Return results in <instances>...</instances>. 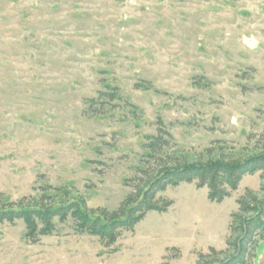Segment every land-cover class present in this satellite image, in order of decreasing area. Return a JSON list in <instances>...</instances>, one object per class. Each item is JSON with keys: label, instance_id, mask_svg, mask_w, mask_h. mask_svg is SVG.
Listing matches in <instances>:
<instances>
[{"label": "rangeland", "instance_id": "1", "mask_svg": "<svg viewBox=\"0 0 264 264\" xmlns=\"http://www.w3.org/2000/svg\"><path fill=\"white\" fill-rule=\"evenodd\" d=\"M114 88L121 99L102 95ZM161 123L172 159L264 150V0H0V201L52 187L115 211ZM262 182L246 176L222 203L194 183L169 187L168 211L110 248L72 218L37 244L23 221L0 222V264H197L228 249L238 201L263 197ZM249 264H264V240Z\"/></svg>", "mask_w": 264, "mask_h": 264}, {"label": "trees", "instance_id": "2", "mask_svg": "<svg viewBox=\"0 0 264 264\" xmlns=\"http://www.w3.org/2000/svg\"><path fill=\"white\" fill-rule=\"evenodd\" d=\"M118 88L102 93L112 101L121 99ZM89 109L97 105L95 98L87 100ZM171 135L160 124L158 135L149 138L146 145L150 166L140 169L142 177L134 184L131 193L115 210H90L79 200L69 199L61 188L46 189L39 199L18 202L0 201V222L15 224L23 221L26 238L37 244L42 237L52 235L57 220L65 222L72 218L76 230L82 234L98 237L107 248L113 247L125 232H134L136 226L149 212H167L172 201L162 202L158 195L169 187L183 183L196 184L198 189H208L211 202L222 203L231 197L246 176L262 173L261 192L264 193V150L244 159H211L208 161L179 160L170 158L165 150L170 146ZM239 211L232 215L227 250L200 253L197 264H249L256 256V248L264 240V196L248 192L238 201ZM118 252L117 249L112 251Z\"/></svg>", "mask_w": 264, "mask_h": 264}]
</instances>
